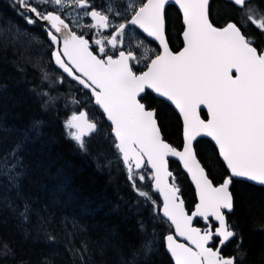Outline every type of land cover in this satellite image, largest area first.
<instances>
[{
	"label": "snow or ice",
	"instance_id": "1",
	"mask_svg": "<svg viewBox=\"0 0 264 264\" xmlns=\"http://www.w3.org/2000/svg\"><path fill=\"white\" fill-rule=\"evenodd\" d=\"M12 10L26 26L42 29L0 19V51L16 57V85L39 109L22 126L0 122V209L12 214L25 238L33 234L35 216V235L56 242L46 227L62 203L63 184L46 189L32 181L42 198L24 187L34 172L26 161L46 142V117L63 103V129L74 151L110 185L123 179L110 211L134 223V243L114 242L115 230H108L96 254L111 248L115 264H157L158 258L164 264H250L230 216L237 205L252 211L248 190L257 187L262 195L255 203L264 216V0H12ZM170 24L182 29L179 50L170 46ZM29 67L37 75L29 78ZM65 84L68 91L61 92ZM175 113L182 146L163 135L165 118ZM198 138H210L208 163L198 158ZM169 158L195 188L190 214ZM124 189L127 195H119ZM258 230L264 233V224ZM69 252L74 264H89L93 256L87 243ZM9 257L11 242L0 239V259Z\"/></svg>",
	"mask_w": 264,
	"mask_h": 264
},
{
	"label": "trees",
	"instance_id": "2",
	"mask_svg": "<svg viewBox=\"0 0 264 264\" xmlns=\"http://www.w3.org/2000/svg\"><path fill=\"white\" fill-rule=\"evenodd\" d=\"M172 32L175 33V30ZM14 59L16 57L12 53L0 54V85L8 87L10 84L8 80L11 79L15 82L18 73L15 72L12 64ZM2 92L5 91H0V94ZM10 96L13 97L12 102L16 103L15 106L0 101V122L5 123L6 126H22L31 117L39 115L37 104L24 93L22 86L13 90ZM5 106L7 108H3ZM65 118L66 116L62 114L46 117L48 121L45 128L46 142L42 147L35 149L31 158L26 161L34 168V172L30 180L25 182L24 187L26 194L32 195L33 198H42L44 192L37 191L32 186V181L39 182L46 189H53L57 184H63L65 195L61 198L62 203L46 227L47 232L55 235L56 242H48L43 232L38 237L35 235V216L32 217V223L29 225V228L33 229V234L25 238L24 231L17 226L12 214L6 209H0V239L10 241L14 249V257H9L7 260L0 259V264H45L46 260L51 261V264H74L69 249L79 248L83 243L88 244L93 254L89 264H115L116 257L111 248L103 257L96 254L97 249L103 244L106 232L115 230L114 242L125 244L130 241L135 242L133 221H126L122 214L110 211L111 206L116 202V185L123 187V179L110 185L106 174L96 171L91 160L74 151L75 145L63 129ZM163 135L173 146L181 145V124L176 114L165 118ZM196 147L200 153L198 158L208 163L209 157L212 156L208 141L201 140ZM214 160L215 158L212 157L213 163ZM169 164L170 170L177 177L186 209L190 211L194 204L192 188L178 164L175 162ZM211 171L218 181L222 175L219 165L213 166ZM248 191L249 199L254 202L252 211L237 205L235 214L231 215L230 219L239 224L243 233V245L249 252L250 264H259V255L264 252V233L258 229L264 224V216L260 214L255 202L260 200L262 194L258 187ZM119 195L126 196L127 190H122ZM82 209L90 211H82ZM144 215L147 216V213ZM201 224L202 222L195 225L199 227ZM161 231L167 234L166 224ZM231 252L230 244L225 249V254ZM157 264H164L163 259L158 258Z\"/></svg>",
	"mask_w": 264,
	"mask_h": 264
},
{
	"label": "flooded vegetation",
	"instance_id": "3",
	"mask_svg": "<svg viewBox=\"0 0 264 264\" xmlns=\"http://www.w3.org/2000/svg\"><path fill=\"white\" fill-rule=\"evenodd\" d=\"M96 3H98V4L101 3V0H96ZM176 11L177 10L174 8V6H170L168 8V15H169L170 19H174L175 18ZM9 18L13 19V21L15 23L20 24L22 27L26 26L25 22L20 17H18L16 15V13L12 10V0H0V19H2L3 21H7ZM87 22H90V20H88ZM26 27L29 28L30 30H32L35 33H42V29L39 26H37V25L26 26ZM74 30L79 31V29H75V28H74ZM173 30H175V33L172 32ZM180 31H182V29L179 27V24L176 25L175 27H173L171 24L169 25L168 37H169V39L171 41L170 46L174 50H179V47H181V39L179 37V32ZM132 42L134 44L135 40H133ZM139 51H142V50H138V53H139ZM3 52L4 51H0V54H2ZM4 53H12V52L9 50L8 52H4ZM53 67H54V65H53ZM134 67L142 68V66H136V65H134ZM28 71H29V78H31L32 76L37 75V73L34 72L30 67H29ZM68 88H69L68 84H65L64 87L62 89H60V91L61 92H67ZM72 110H73V106L69 105V107L67 109V113L70 114V112ZM55 114H57V115L62 114V115L66 116L63 103H61L59 113L55 112Z\"/></svg>",
	"mask_w": 264,
	"mask_h": 264
},
{
	"label": "rangeland",
	"instance_id": "4",
	"mask_svg": "<svg viewBox=\"0 0 264 264\" xmlns=\"http://www.w3.org/2000/svg\"><path fill=\"white\" fill-rule=\"evenodd\" d=\"M7 78V77H6ZM6 80H8V79H6ZM8 82L10 83L9 84V86L7 87V90L5 91V92H2L1 94H0V101H1V103H6V104H10L11 106H15V102H12L13 101V97H11L10 96V93L13 91V90H15V89H17V85H16V82H14V80L13 79H11V80H8ZM14 82V83H13ZM2 97V98H1ZM11 97V98H10ZM5 98V99H4ZM1 99H3V100H5V101H3V100H1ZM1 103H0V105H1ZM21 105V104H20ZM3 108H7L6 106L5 107H3ZM30 108H31V106H30ZM38 111H36V113H37ZM52 115H55V112H53L52 113Z\"/></svg>",
	"mask_w": 264,
	"mask_h": 264
},
{
	"label": "water",
	"instance_id": "5",
	"mask_svg": "<svg viewBox=\"0 0 264 264\" xmlns=\"http://www.w3.org/2000/svg\"><path fill=\"white\" fill-rule=\"evenodd\" d=\"M181 40H182V38H181ZM177 115H179L178 113H176ZM205 114H206V110H205ZM180 122H181V138H182V121L180 120ZM198 139H201V138H198ZM202 139H205V140H208L209 141V139L210 138H202ZM181 146H182V144H181ZM169 161H174V162H176L177 164H178V166H179V162H178V160H176L175 158H169ZM180 168V170L183 172V169H182V167H179ZM183 174L186 176V173H184L183 172ZM188 182L190 183V185H191V181H190V179H188ZM191 187H192V190H193V193H194V200H195V188H194V186L193 185H191ZM158 195V194H157ZM181 198H182V196H181ZM194 205H195V203H194ZM194 205H193V208H192V210H194ZM191 210V211H192ZM191 213V212H190ZM189 213V214H190ZM196 219H198V218H196ZM194 222H195V220H194Z\"/></svg>",
	"mask_w": 264,
	"mask_h": 264
}]
</instances>
